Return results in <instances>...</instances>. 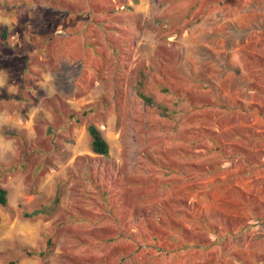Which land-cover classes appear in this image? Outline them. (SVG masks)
<instances>
[{
  "label": "rangeland",
  "instance_id": "obj_1",
  "mask_svg": "<svg viewBox=\"0 0 264 264\" xmlns=\"http://www.w3.org/2000/svg\"><path fill=\"white\" fill-rule=\"evenodd\" d=\"M0 186V264H264V0H0Z\"/></svg>",
  "mask_w": 264,
  "mask_h": 264
},
{
  "label": "trees",
  "instance_id": "obj_2",
  "mask_svg": "<svg viewBox=\"0 0 264 264\" xmlns=\"http://www.w3.org/2000/svg\"><path fill=\"white\" fill-rule=\"evenodd\" d=\"M2 37L4 38L5 41H8V36L7 32L5 30L2 31ZM141 83H137L135 85V92L136 95L138 96L139 99L143 100L148 106H151L153 104V99L151 97H148L144 95L141 90H140ZM69 120H75L77 121L78 118L75 117L74 115H70ZM86 131L90 137V152L93 155H96L98 157H108L109 154V147L105 139L103 138L101 131L92 123L88 124L86 126ZM58 201L56 200L54 203H57ZM7 203V192L6 190L0 186V208H5ZM54 206H56L54 204ZM43 209H37L36 211L33 212L32 215H44L48 213V207L46 208L45 205L41 206ZM27 213L23 214V217H28ZM48 244V243H47ZM26 251V250H25ZM27 256L32 257V256H39L42 257V253L40 251H31L28 250L26 251Z\"/></svg>",
  "mask_w": 264,
  "mask_h": 264
}]
</instances>
